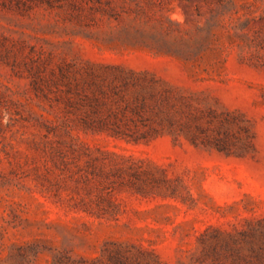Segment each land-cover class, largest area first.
<instances>
[{"label": "rangeland", "instance_id": "obj_1", "mask_svg": "<svg viewBox=\"0 0 264 264\" xmlns=\"http://www.w3.org/2000/svg\"><path fill=\"white\" fill-rule=\"evenodd\" d=\"M0 264H264V0H0Z\"/></svg>", "mask_w": 264, "mask_h": 264}]
</instances>
